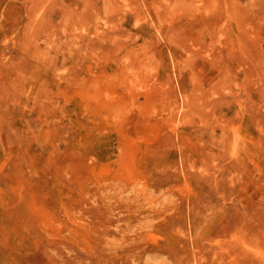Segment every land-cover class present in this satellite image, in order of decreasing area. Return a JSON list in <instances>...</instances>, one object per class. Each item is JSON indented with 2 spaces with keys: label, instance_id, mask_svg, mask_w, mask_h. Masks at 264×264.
Segmentation results:
<instances>
[{
  "label": "rangeland",
  "instance_id": "1",
  "mask_svg": "<svg viewBox=\"0 0 264 264\" xmlns=\"http://www.w3.org/2000/svg\"><path fill=\"white\" fill-rule=\"evenodd\" d=\"M0 264H264V0H0Z\"/></svg>",
  "mask_w": 264,
  "mask_h": 264
}]
</instances>
